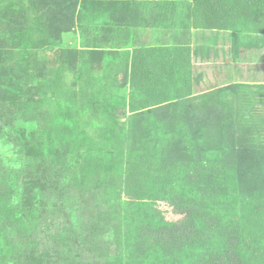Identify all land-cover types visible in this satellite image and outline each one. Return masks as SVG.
I'll list each match as a JSON object with an SVG mask.
<instances>
[{"label":"trees","instance_id":"trees-1","mask_svg":"<svg viewBox=\"0 0 264 264\" xmlns=\"http://www.w3.org/2000/svg\"><path fill=\"white\" fill-rule=\"evenodd\" d=\"M0 264H264V0H0Z\"/></svg>","mask_w":264,"mask_h":264},{"label":"rangeland","instance_id":"rangeland-1","mask_svg":"<svg viewBox=\"0 0 264 264\" xmlns=\"http://www.w3.org/2000/svg\"><path fill=\"white\" fill-rule=\"evenodd\" d=\"M137 1H140V0H137ZM139 5V4H138ZM145 16L147 17V18H150L151 17V15H152V13H153V11H150V9L149 8H147V9H145ZM188 24H189V27L185 30L186 32L185 33H187V32H189V34H188V42H189V44L192 46V53H191V57H192V61L194 60V58L196 57V55L198 54V50H199V47L198 46H196V43H201V38H198V36L196 37V35H193V33L195 32L196 33V30L192 27V25H191V23L190 22H188ZM203 31H205L207 34H209V35H213V33H214V31L215 30H208V29H203ZM193 35V36H192ZM71 37V36H70ZM69 37V38H70ZM206 77H205V79H206V82L207 83H210V82H213V73H212V71L210 70V68L208 67V68H206ZM203 87V89L205 90V84H201V88ZM170 216V215H169Z\"/></svg>","mask_w":264,"mask_h":264},{"label":"crops","instance_id":"crops-1","mask_svg":"<svg viewBox=\"0 0 264 264\" xmlns=\"http://www.w3.org/2000/svg\"><path fill=\"white\" fill-rule=\"evenodd\" d=\"M199 61V60H198ZM199 63V62H198Z\"/></svg>","mask_w":264,"mask_h":264}]
</instances>
